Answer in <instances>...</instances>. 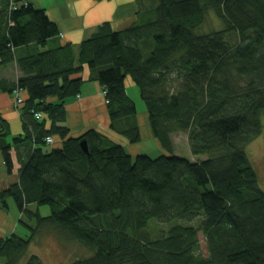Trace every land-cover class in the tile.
<instances>
[{
  "label": "trees",
  "instance_id": "16d2710c",
  "mask_svg": "<svg viewBox=\"0 0 264 264\" xmlns=\"http://www.w3.org/2000/svg\"><path fill=\"white\" fill-rule=\"evenodd\" d=\"M139 7L128 27L101 24L75 61L71 45L40 48L59 34L45 9L0 0V65L17 60L21 70L17 82L0 86L26 94L24 133L12 136L0 111L6 173L13 148L21 163L1 200L13 197L38 227L57 226L90 250L69 264H264V188L245 149L264 131V0H139ZM212 10L225 26L201 31ZM85 65L103 87L113 131L137 142L131 76L161 154L132 155L97 128L69 135L64 103L82 91ZM181 130L199 158L175 152L172 133ZM56 135L62 143L49 147L45 137ZM155 222L168 226L153 231ZM24 223L27 237L1 232L0 264H44L27 254L36 227Z\"/></svg>",
  "mask_w": 264,
  "mask_h": 264
},
{
  "label": "crops",
  "instance_id": "0c3cea01",
  "mask_svg": "<svg viewBox=\"0 0 264 264\" xmlns=\"http://www.w3.org/2000/svg\"><path fill=\"white\" fill-rule=\"evenodd\" d=\"M14 1V0H13ZM25 1V0H16ZM35 7L43 8L49 17L59 26V34L51 37L48 45H41V49H47L53 43L71 45L75 61L79 59L83 40L91 37L103 23H110L115 29H123L137 20L139 0H27ZM27 47H18V54L25 53ZM21 74L17 60L0 65V83H15ZM85 81L82 91L78 95H72L65 99L67 119L63 122L70 128L69 135H81L89 128H97L104 134L123 144L127 139L111 129L110 116L108 115L106 95L103 93L101 83L91 79L92 73L89 66L85 65L82 71ZM128 92L132 89L136 93L137 84L131 76L126 77ZM130 93V92H129ZM12 91L0 86V111L3 117L10 122L12 136L24 133L20 114L13 106ZM131 94V93H130ZM26 95V94H24ZM132 95V94H131ZM133 96V95H132ZM141 113L148 120L145 110ZM44 117V116H43ZM46 120V128L52 125V120ZM59 138V137H58ZM155 138V136H154ZM55 139V136H54ZM60 139V138H59ZM125 139V140H124ZM156 139V138H155ZM157 141V140H156ZM62 143V139L55 140L56 146ZM125 145V144H124ZM126 147V146H125ZM127 148V147H126ZM22 155L26 156L25 146H21ZM129 150V149H128ZM130 151V150H129ZM14 168L12 174L19 178L21 163L16 149H12ZM131 152V151H130ZM3 174L6 173L2 170ZM7 175H10L6 173ZM10 183L8 179L0 180V190ZM1 225V222H0ZM0 232H2L0 230Z\"/></svg>",
  "mask_w": 264,
  "mask_h": 264
},
{
  "label": "rangeland",
  "instance_id": "374dc122",
  "mask_svg": "<svg viewBox=\"0 0 264 264\" xmlns=\"http://www.w3.org/2000/svg\"><path fill=\"white\" fill-rule=\"evenodd\" d=\"M224 26L225 24L223 23L221 17L212 10L208 13V17L200 27V30L209 32L210 30H218L219 28H223ZM129 92L133 95L136 103H138L139 112H142V110L146 111V104L141 98L139 87L137 86L136 93L132 89H129ZM103 93L105 94V92ZM24 94L25 92L19 88L14 89L11 94L12 98L14 99V109L18 111V113L20 114L19 116L22 119L23 130L24 119L22 117V105L24 99H21V97L23 98ZM262 119L264 130V112L262 113ZM139 120V124L142 127L141 131L143 138L137 142H130L129 140L125 141V146L131 151L132 155H137L139 153H148L152 155L161 154L164 148L159 145L158 141H156V139L154 138V135H152L151 126L148 120L142 114L140 115ZM172 136L173 145L175 146V152L177 154L189 156L192 159L200 157L194 153L192 154L191 145L189 144V133L187 131H175L172 133ZM10 138H12V136ZM53 139L54 137H45V140L50 143L49 147H52L51 142L53 141ZM54 140L59 141L60 139L56 135ZM245 149L249 153L250 159L252 163H254V166L259 173V182L264 188V131L260 135H257L256 138L252 139L251 142L246 145ZM6 169L7 167L4 163L3 155L0 152V180L5 178L10 180V183H12L13 181H15L17 175L15 173H11L10 175H7L6 173L3 174L2 170L6 172ZM10 183L6 186H9ZM40 213L43 216L49 214L50 206L47 204L42 205L40 207ZM24 221L30 223L34 228L36 227L35 236H33L34 239H32L28 246L29 249L27 251V254H39V256L43 259L44 264H69V262L74 261L75 259L79 258V256H87L88 254H90V250L88 248L72 238L70 235L64 234V232L57 226L50 225L46 227H38L36 225V220L32 221L27 217V215L21 214L19 207L13 197H7L6 202L1 200L0 197V230L2 231V233L7 236L16 231L22 237H27L31 234V229L25 224L26 222L24 223ZM167 226L168 225L165 222H155V226L152 225L151 229L153 231H157L159 227L164 229L167 228ZM200 240L201 242L199 245V249L204 251L205 254H208V251L206 250V240L203 237V234H200ZM1 262H3V260L0 258V263Z\"/></svg>",
  "mask_w": 264,
  "mask_h": 264
},
{
  "label": "water",
  "instance_id": "95a60500",
  "mask_svg": "<svg viewBox=\"0 0 264 264\" xmlns=\"http://www.w3.org/2000/svg\"><path fill=\"white\" fill-rule=\"evenodd\" d=\"M81 144H82L83 149H85L87 152H89V148H88V140H87V139L83 140V141L81 142Z\"/></svg>",
  "mask_w": 264,
  "mask_h": 264
},
{
  "label": "built area",
  "instance_id": "2783aa9c",
  "mask_svg": "<svg viewBox=\"0 0 264 264\" xmlns=\"http://www.w3.org/2000/svg\"><path fill=\"white\" fill-rule=\"evenodd\" d=\"M16 6H17V5L14 4V8H15ZM21 99H23V98L21 97ZM36 114H37L38 117H40V116L42 115V112H36ZM50 138H51V137H50Z\"/></svg>",
  "mask_w": 264,
  "mask_h": 264
}]
</instances>
